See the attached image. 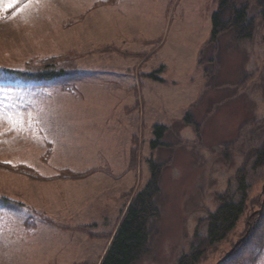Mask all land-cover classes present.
Here are the masks:
<instances>
[{
    "label": "rangeland",
    "instance_id": "1",
    "mask_svg": "<svg viewBox=\"0 0 264 264\" xmlns=\"http://www.w3.org/2000/svg\"><path fill=\"white\" fill-rule=\"evenodd\" d=\"M218 6L27 0L8 14L9 0L0 2V163L43 179L88 174L34 180L0 166V264H100L151 159L167 164L162 215L153 255L137 264L191 253L218 196L243 200L235 179L243 166L246 211L200 264H218L239 242L222 264H264V167L253 169L264 148V18L254 11L252 39L223 33L211 44ZM157 125L168 127V146L153 149Z\"/></svg>",
    "mask_w": 264,
    "mask_h": 264
},
{
    "label": "trees",
    "instance_id": "2",
    "mask_svg": "<svg viewBox=\"0 0 264 264\" xmlns=\"http://www.w3.org/2000/svg\"><path fill=\"white\" fill-rule=\"evenodd\" d=\"M26 1L20 0L16 6L10 9L8 14L14 12ZM115 1L109 0V3L113 4ZM256 9H261L260 15L264 18V0H247L244 3L240 0H219L218 9L212 15L211 44L216 45L223 33H230L234 43L252 39L258 27L257 20L254 17ZM9 72L44 80L62 74V71H52L42 75H29L13 70ZM212 74H214V71ZM156 80L164 81L160 78H156ZM185 122L188 125L195 126L197 132L200 130V125L195 123L191 113L186 115ZM167 131L168 127L165 125L155 126L156 138L151 144L153 149L168 146L162 141ZM49 155L50 152H48L47 157ZM255 157L253 169L264 167V148L258 150ZM149 164L151 169L150 179L146 186L135 194L127 206L100 264H137L153 255L152 243L157 234V223L162 215L157 198L161 193V177L167 164L156 162L154 159H151ZM0 166L13 172L25 174L34 180H79L88 175L87 173H76L65 169L56 177L43 179L33 169L23 165L12 166L0 163ZM235 179L243 200L235 201L230 191L220 194L218 196L220 206L214 212L209 213L206 219L208 224L206 236L196 233L192 252L184 254L177 264H200L207 252L224 242L236 228L246 211L248 200V170L246 166L238 170Z\"/></svg>",
    "mask_w": 264,
    "mask_h": 264
},
{
    "label": "water",
    "instance_id": "3",
    "mask_svg": "<svg viewBox=\"0 0 264 264\" xmlns=\"http://www.w3.org/2000/svg\"><path fill=\"white\" fill-rule=\"evenodd\" d=\"M241 244V242L237 243L234 248L226 254V256L218 263V264H222L224 263L226 260L229 259V257L232 255V253L239 247V245Z\"/></svg>",
    "mask_w": 264,
    "mask_h": 264
},
{
    "label": "snow or ice",
    "instance_id": "4",
    "mask_svg": "<svg viewBox=\"0 0 264 264\" xmlns=\"http://www.w3.org/2000/svg\"><path fill=\"white\" fill-rule=\"evenodd\" d=\"M2 2V0H0ZM20 2V0H9V6L14 7L16 3Z\"/></svg>",
    "mask_w": 264,
    "mask_h": 264
},
{
    "label": "crops",
    "instance_id": "5",
    "mask_svg": "<svg viewBox=\"0 0 264 264\" xmlns=\"http://www.w3.org/2000/svg\"><path fill=\"white\" fill-rule=\"evenodd\" d=\"M26 78L29 79V77H26ZM31 78H33V77H31ZM34 79H35V78H34ZM52 79H53V78H52ZM52 79H48V80H52ZM68 137H69V136H68ZM67 140H68V139H66V142H67ZM55 141H56V139H55ZM66 142H65V143H66ZM77 143H78V142H77ZM65 145L68 147L67 144H65ZM68 152H70V148H69V147H68Z\"/></svg>",
    "mask_w": 264,
    "mask_h": 264
}]
</instances>
